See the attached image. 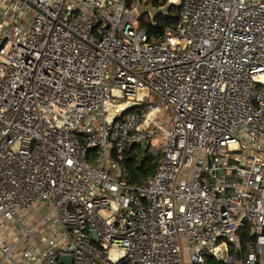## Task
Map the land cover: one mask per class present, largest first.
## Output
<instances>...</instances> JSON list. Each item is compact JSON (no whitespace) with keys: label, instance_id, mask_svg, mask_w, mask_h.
<instances>
[{"label":"built area","instance_id":"2783aa9c","mask_svg":"<svg viewBox=\"0 0 264 264\" xmlns=\"http://www.w3.org/2000/svg\"><path fill=\"white\" fill-rule=\"evenodd\" d=\"M128 1L0 0V264H264V0Z\"/></svg>","mask_w":264,"mask_h":264},{"label":"trees","instance_id":"16d2710c","mask_svg":"<svg viewBox=\"0 0 264 264\" xmlns=\"http://www.w3.org/2000/svg\"><path fill=\"white\" fill-rule=\"evenodd\" d=\"M132 0L128 1V4L131 5ZM152 3L156 7H162L167 4V0H152ZM169 14H157L156 17L149 21L145 19L146 17H141V24L148 30L149 34L152 36L163 35L165 30L168 27H171L175 24L178 17L179 8L177 6L170 7ZM133 149L126 152L125 164L129 167L132 175V181L137 184H142L148 177L153 175L157 168L158 158L154 155H151L148 151L146 156L141 158L139 162L135 161L134 157H131L130 153ZM242 242L243 248L250 243L253 238L250 237L248 229L243 227L242 232ZM208 264H227L222 261L217 260L212 255L207 256Z\"/></svg>","mask_w":264,"mask_h":264},{"label":"water","instance_id":"95a60500","mask_svg":"<svg viewBox=\"0 0 264 264\" xmlns=\"http://www.w3.org/2000/svg\"><path fill=\"white\" fill-rule=\"evenodd\" d=\"M150 7H154L155 9H159V10H160V8L162 9V7L154 6L152 2H150L147 5H143L141 2H137L135 10L137 12V15L139 17H142V16H144V15H146V14H148L150 12L149 11ZM170 7H171L170 5L166 4L165 6H163V10L160 11L159 14H169L170 13L169 12L170 11ZM152 17L155 18L156 16L153 15ZM145 143H146V138H142L141 139V145L144 146ZM243 223L247 224L248 223L247 219H244ZM92 235H93V238H94L95 241L99 240V238L97 237L96 231H92ZM60 262L61 263H65V264H73V259H72L71 256L64 255V256H62Z\"/></svg>","mask_w":264,"mask_h":264},{"label":"rangeland","instance_id":"374dc122","mask_svg":"<svg viewBox=\"0 0 264 264\" xmlns=\"http://www.w3.org/2000/svg\"><path fill=\"white\" fill-rule=\"evenodd\" d=\"M163 10V6L162 9H155L154 7H150L149 8V13L142 16V17H146L145 19H148L149 21L153 20L154 18L152 17L153 15L156 16L157 14H159L160 11ZM141 18V17H140ZM155 100V99H154ZM112 110L114 111V108H112ZM155 143L161 144L162 143V139L161 136L159 135L155 140ZM131 157L135 158V161L139 162V159L141 157H145L147 154L146 152L140 147V146H135L134 149L131 151L130 153ZM156 172V171H155ZM141 185V184H138Z\"/></svg>","mask_w":264,"mask_h":264},{"label":"bare ground","instance_id":"6f19581e","mask_svg":"<svg viewBox=\"0 0 264 264\" xmlns=\"http://www.w3.org/2000/svg\"><path fill=\"white\" fill-rule=\"evenodd\" d=\"M115 115V109L114 111L112 110V107L109 108V116L113 117ZM146 124V123H145ZM161 136V139H162V133L160 132L156 137L155 139L158 137V136ZM154 139V140H155ZM163 140V139H162ZM215 253L217 254V256H219L220 258H226V249H225V245H222L218 248L215 249Z\"/></svg>","mask_w":264,"mask_h":264},{"label":"crops","instance_id":"0c3cea01","mask_svg":"<svg viewBox=\"0 0 264 264\" xmlns=\"http://www.w3.org/2000/svg\"><path fill=\"white\" fill-rule=\"evenodd\" d=\"M7 264H14V263H7Z\"/></svg>","mask_w":264,"mask_h":264}]
</instances>
